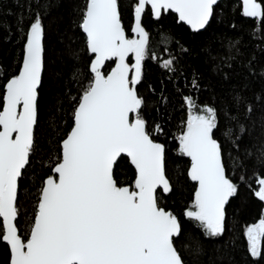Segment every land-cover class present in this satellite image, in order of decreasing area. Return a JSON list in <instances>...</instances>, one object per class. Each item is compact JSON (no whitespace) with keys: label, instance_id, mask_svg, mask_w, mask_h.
I'll return each instance as SVG.
<instances>
[{"label":"snow or ice","instance_id":"obj_1","mask_svg":"<svg viewBox=\"0 0 264 264\" xmlns=\"http://www.w3.org/2000/svg\"><path fill=\"white\" fill-rule=\"evenodd\" d=\"M218 0H137L132 31L125 35L118 0H87L80 27L88 52L94 57L93 74L73 113V125L60 145L54 176L40 188L31 230L19 233L18 181L30 164L37 123L38 89L44 67V27L39 15L30 24L22 66L0 91V243L10 250V264H183L173 237L181 224L159 206L157 189L172 191L165 175V147L156 143L141 118L143 100L136 85L148 55L149 35L142 15L150 7L159 19L161 10L178 14L194 31L203 29ZM243 15L264 23V3L242 0ZM133 55L135 62L127 58ZM154 59H159L153 54ZM106 61H115L109 74ZM174 58L160 66L175 71ZM195 87V84H194ZM189 109L186 130L179 137V152L190 158V179L198 185L186 216L206 233L224 231V207L237 194L226 175L221 145L213 138L217 112L185 97ZM130 114H135L134 119ZM156 131L161 129L157 126ZM230 131V130H229ZM228 133H226L227 135ZM135 169L132 186H119L114 165L121 155ZM254 195L264 201V177L256 180ZM252 257H262L264 218L246 231Z\"/></svg>","mask_w":264,"mask_h":264},{"label":"trees","instance_id":"obj_2","mask_svg":"<svg viewBox=\"0 0 264 264\" xmlns=\"http://www.w3.org/2000/svg\"><path fill=\"white\" fill-rule=\"evenodd\" d=\"M86 2L0 0V91L22 66L26 33L37 15L44 27V72L34 148L17 195L16 224L25 238L39 190L54 175L61 142L72 128L73 113L93 76L94 57L80 27ZM136 2L118 0L121 21L131 39ZM141 23L149 44L137 85L144 102L140 116L152 139L165 146V172L172 191L159 190L158 203L181 224V235L173 240L176 250L184 264H264V241L262 257H252L246 236L247 228L264 218V201L254 195L257 178L264 177V23L244 16L240 0L219 1L210 24L201 32H192L172 12L156 19L149 7ZM168 57L174 58L175 71L160 66ZM113 65L108 63L104 72ZM185 97L195 102L194 111L216 110L218 126L213 138L221 145L226 175L237 185V194L225 207L224 231L219 236L208 235L199 222L186 216L197 184L188 176L190 159L179 152V137L189 115ZM157 126L161 131H156ZM114 174L119 186L133 185L135 169L127 157L118 160ZM0 264H10L9 247L4 243H0Z\"/></svg>","mask_w":264,"mask_h":264},{"label":"water","instance_id":"obj_3","mask_svg":"<svg viewBox=\"0 0 264 264\" xmlns=\"http://www.w3.org/2000/svg\"><path fill=\"white\" fill-rule=\"evenodd\" d=\"M219 1H221V0H218V2ZM241 1V3H242V0H240ZM218 4V3H217ZM216 4V5H217ZM215 5V6H216ZM214 6V7H215ZM242 7H243V3H242ZM150 8V7H149ZM118 10H119V5H118ZM213 11H214V8H213ZM169 12H172L171 10H168L167 12H165L164 10H161V15L163 14V13H169ZM119 13H120V10H119ZM173 14H175V15H177V17H178V14H176V13H174V12H172ZM143 16V15H142ZM212 17H213V15H212ZM212 17L209 19V22H208V24L203 28V29H200V30H198V31H194L192 28H191V26L190 25H188L187 23H185V22H182V21H179V19H178V21H179V23H182V24H184V25H186L188 28H190L191 29V31L192 32H201V31H203V30H205V28L210 24V22H211V20H212ZM249 18H251V17H249ZM120 19H121V15H120ZM252 19H255V18H252ZM121 23H122V21H121ZM134 25H135V13H134V23H133V26H132V29H133V27H134ZM122 26H123V24H122ZM125 35H126V37L127 38H129V39H131L130 37H128V35H127V32H126V30H125ZM132 35H133V37L134 38H138L137 36H136V34L132 31ZM42 43H43V47H44V37H43V41H42ZM130 58H132V63L131 64H134V62H135V59H134V56L133 55H129V57L127 58V62L129 63V59ZM110 62H114V65H113V67L112 68H114L115 67V61H106L105 62V65H104V67L101 69L102 70V72H104V69L106 68V66H107V64L108 63H110ZM130 64V63H129ZM130 64V65H131ZM112 68L109 70V72L108 73H105L106 75L107 74H109L110 72H111V70H112ZM43 72H44V67H43V71H42V76H41V84H42V77H43ZM138 85V84H137ZM137 85H136V89H137ZM41 87V86H40ZM40 89V88H39ZM39 89H38V91H39ZM137 95H138V92H137ZM37 115H38V101H37ZM131 115V117L134 119V117H135V114H130ZM35 127H36V125H35ZM34 131H35V128H34ZM71 131V130H70ZM152 138V137H151ZM156 143H159V142H156ZM161 144V143H160ZM163 145V144H162ZM165 147V146H164ZM222 155V154H221ZM122 156H124V157H126L125 155H121V157ZM121 157H119L118 158V160L121 158ZM128 158V157H127ZM190 159V158H189ZM118 160H117V162H118ZM128 160H129V162H130V158H128ZM222 162H223V158H222ZM130 164H131V162H130ZM132 165V164H131ZM115 166H116V164L114 165V169H115ZM132 167L134 168V166L132 165ZM226 172V171H225ZM53 174H54V172H53ZM55 175V174H54ZM53 175V176H54ZM165 175H166V172H165ZM167 177V176H166ZM168 179V178H167ZM197 188H198V185H197ZM18 189H19V181H18ZM159 190H161V189H157V192L159 191ZM162 191V190H161ZM165 194H167V193H165ZM17 195H18V192H17ZM227 205V204H226ZM226 205H225V207H226ZM225 207H224V211H225ZM0 219H2V218H0ZM15 223H16V221H15ZM176 237H178V236H176ZM176 237H173V240L176 238ZM175 247V246H174ZM10 251V250H9ZM184 264V263H183Z\"/></svg>","mask_w":264,"mask_h":264},{"label":"rangeland","instance_id":"obj_4","mask_svg":"<svg viewBox=\"0 0 264 264\" xmlns=\"http://www.w3.org/2000/svg\"><path fill=\"white\" fill-rule=\"evenodd\" d=\"M133 39H136V38H133ZM254 225V224H253ZM252 226V225H251Z\"/></svg>","mask_w":264,"mask_h":264},{"label":"flooded vegetation","instance_id":"obj_5","mask_svg":"<svg viewBox=\"0 0 264 264\" xmlns=\"http://www.w3.org/2000/svg\"><path fill=\"white\" fill-rule=\"evenodd\" d=\"M131 64V63H130Z\"/></svg>","mask_w":264,"mask_h":264}]
</instances>
